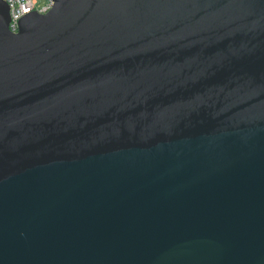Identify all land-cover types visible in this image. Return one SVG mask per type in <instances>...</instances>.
<instances>
[{
	"label": "water",
	"instance_id": "water-1",
	"mask_svg": "<svg viewBox=\"0 0 264 264\" xmlns=\"http://www.w3.org/2000/svg\"><path fill=\"white\" fill-rule=\"evenodd\" d=\"M0 0V264H264V0Z\"/></svg>",
	"mask_w": 264,
	"mask_h": 264
},
{
	"label": "built area",
	"instance_id": "built-area-1",
	"mask_svg": "<svg viewBox=\"0 0 264 264\" xmlns=\"http://www.w3.org/2000/svg\"><path fill=\"white\" fill-rule=\"evenodd\" d=\"M10 10L9 28L16 33L20 30L23 17L33 11L47 13L53 5V0H46L42 5H38V0H4Z\"/></svg>",
	"mask_w": 264,
	"mask_h": 264
},
{
	"label": "rangeland",
	"instance_id": "rangeland-1",
	"mask_svg": "<svg viewBox=\"0 0 264 264\" xmlns=\"http://www.w3.org/2000/svg\"><path fill=\"white\" fill-rule=\"evenodd\" d=\"M46 2V0H38V5H42Z\"/></svg>",
	"mask_w": 264,
	"mask_h": 264
}]
</instances>
